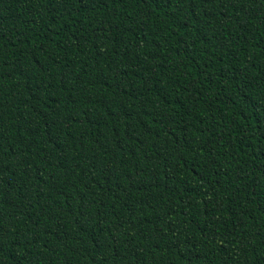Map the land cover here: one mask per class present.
I'll return each instance as SVG.
<instances>
[{
  "label": "trees",
  "instance_id": "trees-1",
  "mask_svg": "<svg viewBox=\"0 0 264 264\" xmlns=\"http://www.w3.org/2000/svg\"><path fill=\"white\" fill-rule=\"evenodd\" d=\"M0 264H264V0H0Z\"/></svg>",
  "mask_w": 264,
  "mask_h": 264
}]
</instances>
